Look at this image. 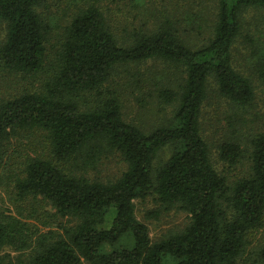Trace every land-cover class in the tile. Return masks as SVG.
Masks as SVG:
<instances>
[{
    "label": "trees",
    "instance_id": "1",
    "mask_svg": "<svg viewBox=\"0 0 264 264\" xmlns=\"http://www.w3.org/2000/svg\"><path fill=\"white\" fill-rule=\"evenodd\" d=\"M42 3L0 0L6 22L0 66L15 76H42L37 90L0 100V152L18 131L41 134L47 152L25 162L15 194L39 196L66 221L40 230L9 208L0 211V264H239L248 258L250 238L264 220V131L250 133L245 145L231 136L217 145L228 165L250 159L247 174L229 182L212 164L200 113L210 80L219 96L252 105V83L233 65L232 47L242 12L264 9V0H217L210 31L198 44L168 20L119 42L103 11L89 3L72 15L52 57L49 24L36 10ZM148 60L180 73L158 89L172 104L171 118L150 130L126 121L118 97L101 90L116 66ZM255 64L264 82V56ZM165 145L172 151L155 166ZM112 153L126 164L113 180L73 170ZM149 194L188 215L181 230L156 242L134 213V200ZM7 247L29 253L5 261ZM253 253L251 264H264V245Z\"/></svg>",
    "mask_w": 264,
    "mask_h": 264
},
{
    "label": "rangeland",
    "instance_id": "2",
    "mask_svg": "<svg viewBox=\"0 0 264 264\" xmlns=\"http://www.w3.org/2000/svg\"><path fill=\"white\" fill-rule=\"evenodd\" d=\"M89 3H95L103 11L112 31L122 43L129 39L134 30L153 29L164 20H168L186 40L194 44L202 43L210 31L217 6V0H43L36 10L50 27L49 56L52 57L59 47L72 15ZM241 26V34L233 43L232 61L235 68L250 79L254 90L253 103L247 107L231 103L218 95L216 86L210 80L200 113L202 136L209 146L212 164L229 182L247 174L250 159L245 156L236 164L228 165L219 159L217 145L228 136L245 145L250 133L264 131V82L258 77L255 64L257 59L264 56V9H245L241 14ZM5 33L6 22L0 19V44ZM179 75L178 71L160 61L121 64L114 68L101 90L118 97L126 121L150 130L171 118L172 104L162 101L158 89ZM41 78L15 76L0 66V100L23 91L37 90ZM171 151L169 145L162 147L155 158V166L163 162ZM45 152L47 148L41 134L31 130L18 131L0 152V211L9 208L40 230L55 227L66 219L56 215L54 208L41 201L39 196L17 198L14 185L25 162ZM125 167L119 154L112 153L102 156L93 166L87 167L89 169L77 165L73 166V170L84 172L89 178L107 181L119 176ZM134 205L135 216L147 226L152 242L181 230L188 222L187 213L176 207L165 209L150 194L136 198ZM263 245L264 220L250 238L249 253L245 255L250 256L239 264H251L256 258L253 252ZM28 253V249L10 247L1 252L5 261L13 262L18 258L25 259Z\"/></svg>",
    "mask_w": 264,
    "mask_h": 264
}]
</instances>
